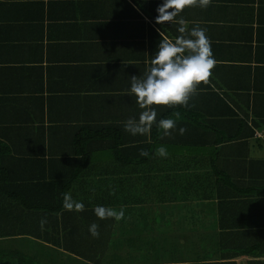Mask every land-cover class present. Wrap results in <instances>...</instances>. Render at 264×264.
I'll list each match as a JSON object with an SVG mask.
<instances>
[{"label": "crops", "instance_id": "0c3cea01", "mask_svg": "<svg viewBox=\"0 0 264 264\" xmlns=\"http://www.w3.org/2000/svg\"><path fill=\"white\" fill-rule=\"evenodd\" d=\"M0 105V120L22 128L6 143L12 163L19 165V180L57 182L52 178L71 173L81 154L91 152L88 169L68 193L73 207L67 208V225L78 230L88 222L82 226L75 216L97 211L93 206L101 201L102 184L119 182L129 194L133 181L176 182L182 179L178 169L197 158L189 152L211 150L154 145L152 125L164 115L190 120V136L197 140L203 136L198 119L227 120L225 133L243 140L212 147L225 151L220 167L236 183H263L264 0H0ZM239 121L244 125L234 124ZM80 134L86 140L78 141ZM6 136L10 133L0 129L2 142ZM152 146L157 151L150 154ZM202 162L208 167L210 160ZM220 188L222 196L241 203L155 208L154 215L164 218L156 223L163 233L153 230L141 243L130 237L143 251L131 253L121 241L102 258L89 251L90 261L63 244H34L33 257L41 264L203 259L218 249L220 232L263 230L258 227L264 221V191L253 193L249 207L240 187ZM171 190L158 193L168 200ZM87 204L90 208L80 207ZM121 204L119 209H144V204ZM17 240L1 241L0 249H11L7 245ZM71 241L68 247L82 244ZM150 249L157 250L156 259L139 257ZM263 258L220 260L217 252L208 262L248 264Z\"/></svg>", "mask_w": 264, "mask_h": 264}, {"label": "trees", "instance_id": "16d2710c", "mask_svg": "<svg viewBox=\"0 0 264 264\" xmlns=\"http://www.w3.org/2000/svg\"><path fill=\"white\" fill-rule=\"evenodd\" d=\"M175 115L177 116L178 114ZM225 121L227 120L214 119L207 121L198 119L195 123L200 126L199 134H203V136L197 140L190 136L191 130H193L191 129L190 120L172 121L169 116L165 115L159 119L156 118L152 125L151 134L154 145L166 146L167 144L178 147H203L204 149L210 147L211 150L189 152L188 154H192L193 157L197 158L192 160L193 164L190 158L189 162H186L188 165L182 168L183 170L178 169L179 173L182 174V179L176 180V182H172V180H165L164 182L157 178L133 181L130 186L133 190H129V194L123 188V184L119 182L102 184L101 191L103 196L101 201L93 206L98 208L97 211H86L79 214V216H75V218H81L82 226L88 222L86 227L84 226L81 230H78L73 228V226L67 225L69 213L66 211L69 206L73 207L68 193L73 181L88 169L91 152L85 153L86 156L81 154L77 167L71 173L68 174L67 172V174H62L61 177L52 178L56 179L57 182L38 177L19 180L17 171H15V168H19V165L12 163L9 156L11 150L6 143H11L12 136H16L12 134L13 131L18 132V129L22 128H19L20 126H7L13 125L10 123H14V121L6 122L0 120V127H2L0 129L10 133V136H6V142L0 140V242L3 241L4 243L5 241L19 239L12 245H7L11 249H6L5 247L0 249V264H41L33 257V252L36 249L34 244H38L37 246L43 244L62 246L63 244L66 246L64 249H67L76 257L89 259L90 261H92L93 257L89 251L93 252L94 250L96 256L102 258L108 250H112L118 244L123 243L121 241L126 242L124 243L131 253L138 252V249L143 251L140 248L141 244L134 242V245H132L133 241L130 237L140 240L141 243L144 235L151 234L153 230L162 228L156 223H159L160 219L164 220L163 215H154L155 208L159 212H164L163 210L160 211L164 205L183 203L180 206L184 207L186 202L199 205L213 200L219 202L218 207L220 208H222L221 204L224 202L233 203L234 205L230 207L236 208L241 203L239 200H234V197L222 196L221 191L223 188L220 187H226L231 191L235 187H240V191L248 199V206L253 207L254 200L251 199V196L254 195L255 191H264V182H234L235 178H229L230 173L226 172V168L220 167V161L224 158L225 151L212 148L214 145L243 140V137H238L237 133H234V135L225 133L224 127L227 126L224 123ZM234 124L236 126L244 125L240 121ZM234 124L231 123L230 125ZM172 127L173 130L170 132L169 130ZM249 133V135L252 134L251 132ZM210 134H214V137L212 139L208 137L207 140L206 136ZM85 138L86 136H81V134L77 136L78 141L86 140ZM154 151H157V148L154 150V146H152L149 152L153 154L155 153ZM117 153H114V158L119 160L117 159L119 155ZM201 157H206L210 160L208 167L205 163L203 164V158ZM205 161L207 162L206 159ZM224 173L226 177L221 178L220 174ZM104 187L105 190L103 189ZM171 188H181L183 193L178 196ZM161 189L165 190L166 194L168 190H171L172 197H168L167 200L163 193L160 196L158 192ZM132 196L133 199L131 200ZM263 201L261 199V202ZM120 202L122 203L121 205L132 202L144 204V209L140 212L133 208L119 209ZM89 206L90 204L80 207L90 208ZM197 207L193 208L195 212L196 210L199 211ZM258 228L263 230L254 231L247 229L244 231L220 232L218 235L220 240L219 247L215 249L214 253L205 252L203 259L192 262H172L168 264H214L208 261L213 260L217 252L220 253V260L244 256H254V258L259 259L264 257V221H260ZM159 233L161 234L163 231L160 229ZM76 239H78V244H81V242L82 244L67 246V242L71 243V240L75 241ZM114 239H117V243L114 242ZM224 240L225 242L223 243ZM226 240L233 243H228ZM230 247H232L231 250ZM156 251V249H150L139 253V257L141 259H156ZM96 263L99 264V262ZM146 264H156V262ZM248 264H264V260H260V262L256 260L248 262Z\"/></svg>", "mask_w": 264, "mask_h": 264}]
</instances>
